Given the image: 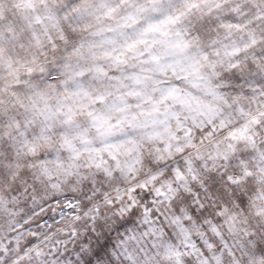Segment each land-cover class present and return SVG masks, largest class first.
Here are the masks:
<instances>
[{"label": "snow or ice", "instance_id": "6c2138e0", "mask_svg": "<svg viewBox=\"0 0 264 264\" xmlns=\"http://www.w3.org/2000/svg\"><path fill=\"white\" fill-rule=\"evenodd\" d=\"M0 264H264V0H0Z\"/></svg>", "mask_w": 264, "mask_h": 264}]
</instances>
